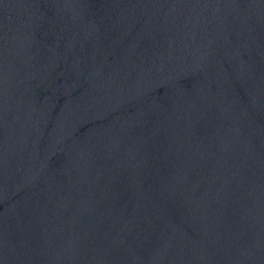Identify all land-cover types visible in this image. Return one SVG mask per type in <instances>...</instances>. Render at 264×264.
<instances>
[{"label":"water","instance_id":"water-1","mask_svg":"<svg viewBox=\"0 0 264 264\" xmlns=\"http://www.w3.org/2000/svg\"><path fill=\"white\" fill-rule=\"evenodd\" d=\"M0 264H264V0H0Z\"/></svg>","mask_w":264,"mask_h":264}]
</instances>
